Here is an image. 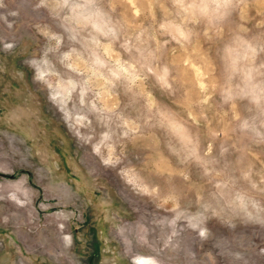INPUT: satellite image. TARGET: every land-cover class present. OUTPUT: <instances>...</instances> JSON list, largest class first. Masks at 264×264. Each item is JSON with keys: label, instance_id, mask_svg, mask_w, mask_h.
I'll use <instances>...</instances> for the list:
<instances>
[{"label": "rangeland", "instance_id": "374dc122", "mask_svg": "<svg viewBox=\"0 0 264 264\" xmlns=\"http://www.w3.org/2000/svg\"><path fill=\"white\" fill-rule=\"evenodd\" d=\"M0 264H264V0H0Z\"/></svg>", "mask_w": 264, "mask_h": 264}]
</instances>
